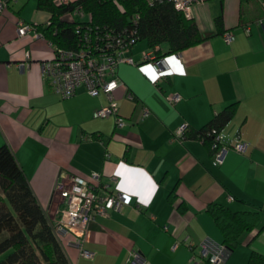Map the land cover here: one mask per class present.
<instances>
[{
	"label": "crops",
	"instance_id": "obj_1",
	"mask_svg": "<svg viewBox=\"0 0 264 264\" xmlns=\"http://www.w3.org/2000/svg\"><path fill=\"white\" fill-rule=\"evenodd\" d=\"M192 13L206 38L177 52L161 44L157 54L170 70L157 84L143 57L151 49H136L142 40L131 51L137 64L116 68L114 98L125 120L119 127L113 117L93 116L107 103L104 94L91 96L80 86L63 99L44 83L41 62L53 56L49 39L18 35L17 26L23 20L43 32L48 8L39 0H8L0 11V146L14 153L50 221L58 215L53 191L61 173L89 178L98 172L101 194L109 184L131 198L90 223L84 247L92 258L80 256L72 234L60 235L72 264H126L132 251L145 264H209L199 258L201 243L222 244L206 211L211 202L259 212L256 228L241 234L224 264H247L252 251L264 255V0H207ZM62 18L72 20L68 13ZM225 31L234 36L230 43ZM174 92L181 98L171 103L167 96ZM231 104L235 114L221 132L247 146L229 149L215 165L209 145L189 133ZM183 123L189 133L180 138Z\"/></svg>",
	"mask_w": 264,
	"mask_h": 264
},
{
	"label": "built area",
	"instance_id": "obj_2",
	"mask_svg": "<svg viewBox=\"0 0 264 264\" xmlns=\"http://www.w3.org/2000/svg\"><path fill=\"white\" fill-rule=\"evenodd\" d=\"M175 9L182 12L187 18H193L192 9L195 5L207 0H168ZM68 3V0H62ZM8 0H0V11L7 6ZM122 10V8L120 7ZM77 20L76 30L79 33L76 43L71 47H64L49 39L53 49V56L41 62V74L44 83L59 97L65 99L75 95L80 86H84L91 96L104 94L107 103L97 108L93 116L96 118L113 117L119 127L125 125L124 118L119 114L118 103L114 98L115 90L120 86L116 75V68L123 63L136 65L132 56V47L139 41L137 31L138 15L131 18V22L119 29L100 27L93 23L92 14L86 11L81 4L73 7L68 13ZM52 24L51 19L46 26ZM18 35L32 33L34 37L44 36L37 25L23 20L18 21ZM223 40L230 43L234 36L225 31ZM150 48V47H149ZM160 45L144 52L143 57L148 60L153 70L158 74L155 84L165 78L170 66L163 55H158ZM178 56L180 54H177ZM28 56V54H27ZM24 69V64L19 65ZM132 99L131 93L126 94ZM181 98L179 93H171L167 99L176 103ZM148 110H144L146 115ZM188 130L187 124H181L176 136L184 138ZM210 137V149L213 163L221 165L225 161L229 149L243 152L246 143L238 137L233 139L224 137L221 130L212 128L206 135L198 137L204 141ZM114 178V177H113ZM101 175L92 172L89 178L79 175L61 173L54 186L53 200L59 198L58 215L51 221L54 232L58 237L63 234H72L74 244L79 249L80 256L92 258L94 253L84 247L85 236L91 222L100 216H107L111 211H119L130 202V196L122 191H113L109 184H103L104 193L99 192ZM199 258L209 264H224L226 248L210 239H205L198 252ZM194 258V257H193ZM145 259L137 251H132L131 258L126 264H145Z\"/></svg>",
	"mask_w": 264,
	"mask_h": 264
},
{
	"label": "trees",
	"instance_id": "obj_3",
	"mask_svg": "<svg viewBox=\"0 0 264 264\" xmlns=\"http://www.w3.org/2000/svg\"><path fill=\"white\" fill-rule=\"evenodd\" d=\"M39 4L51 12L52 24L42 29L43 34L64 47L73 46L79 36L77 20L62 18L77 4L91 12L95 25L116 30L137 14L139 40H146L150 48L167 43L170 52H177L206 38L194 19L187 18L168 0H39ZM215 24L222 32L221 14ZM235 111V104L226 106L207 125L191 133L187 130L184 137L189 133L198 138L212 128L221 130ZM204 142L210 147L208 135ZM206 211L221 232L226 258L239 244L241 234L256 228L260 219L258 211L233 210L217 202L209 203ZM0 264H72L24 170L6 144L0 146ZM247 264H264V255L252 251Z\"/></svg>",
	"mask_w": 264,
	"mask_h": 264
},
{
	"label": "rangeland",
	"instance_id": "obj_4",
	"mask_svg": "<svg viewBox=\"0 0 264 264\" xmlns=\"http://www.w3.org/2000/svg\"><path fill=\"white\" fill-rule=\"evenodd\" d=\"M71 19H73L72 16H70ZM147 47V44H146V41L145 40H142V41H139L138 42V45H136V49H145Z\"/></svg>",
	"mask_w": 264,
	"mask_h": 264
}]
</instances>
